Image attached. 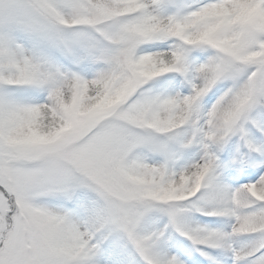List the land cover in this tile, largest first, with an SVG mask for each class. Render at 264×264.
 I'll list each match as a JSON object with an SVG mask.
<instances>
[{
  "label": "snow or ice",
  "instance_id": "6c2138e0",
  "mask_svg": "<svg viewBox=\"0 0 264 264\" xmlns=\"http://www.w3.org/2000/svg\"><path fill=\"white\" fill-rule=\"evenodd\" d=\"M0 264H264V0H0Z\"/></svg>",
  "mask_w": 264,
  "mask_h": 264
},
{
  "label": "trees",
  "instance_id": "16d2710c",
  "mask_svg": "<svg viewBox=\"0 0 264 264\" xmlns=\"http://www.w3.org/2000/svg\"><path fill=\"white\" fill-rule=\"evenodd\" d=\"M201 219H202L205 223H208V224H210V225L215 226L213 222L216 221V220L219 219V218H216V217H202Z\"/></svg>",
  "mask_w": 264,
  "mask_h": 264
}]
</instances>
